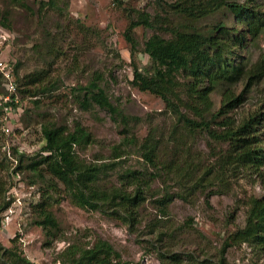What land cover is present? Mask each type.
I'll list each match as a JSON object with an SVG mask.
<instances>
[{
  "label": "rangeland",
  "instance_id": "1",
  "mask_svg": "<svg viewBox=\"0 0 264 264\" xmlns=\"http://www.w3.org/2000/svg\"><path fill=\"white\" fill-rule=\"evenodd\" d=\"M176 1L56 0L58 8L38 12L41 0H26L28 8L34 10L31 14L27 9L14 7L10 0H0V14L7 9L13 12L16 40L10 56L16 64L21 63L18 74L22 78L45 69L56 84L51 93L38 98H25L23 109L26 115L22 119V127L27 133L12 138L15 147L23 150L26 156L34 157L44 145L41 134L43 124L65 123L73 126L74 122H80L96 140L81 152L82 158L86 162L105 164L115 161L109 159L112 158L113 148L125 138L142 141L154 129L157 138L162 141L159 152L162 162L173 158L170 141H179L180 155L199 168L195 169L197 177L211 170V175L215 174L221 157L229 149L228 143L215 142L206 131L190 133L166 108L161 98L141 92L132 84L135 66L142 71L151 64L144 53L145 42L154 33L165 32L166 24L163 27L156 25L155 29L136 28L134 54L124 35L127 28L133 19L138 20L141 12H147L153 18L161 15L160 22H172L173 15H167L165 10L168 4ZM220 20L227 22L230 29L237 25L241 32L244 30L232 14L215 15L199 26L207 30ZM247 44L246 51H239L238 55L244 56L248 67L259 61L264 63V28L258 39ZM93 80H98L105 89L112 103L123 113L125 122L99 108L85 112L78 107L74 90ZM248 83L245 79L233 87L237 94L247 88L245 102L229 114L237 120L248 114L264 112V78L250 87ZM222 90L218 89L211 97L213 112H218L222 106ZM35 99L40 100L38 106L33 104ZM26 125L29 127L26 128ZM2 143L0 140V162L5 166L7 163L12 165V161L5 158ZM127 149L126 155L116 160L120 163L121 172L135 169L150 174L156 171L146 165L137 149ZM20 155L19 152L14 155L18 159L17 166ZM224 174L225 183L222 186H211L189 201L173 199L166 217L155 209L157 204L153 200L156 198L151 196L159 191L162 193L167 185L161 179L155 180L143 212L145 219L134 226L120 218L113 219L99 211L75 206L61 187L60 202L54 203L53 212L61 225L62 235L58 240H47L43 229L34 225L35 218L27 219L26 215L41 200L44 191L47 194L52 192L43 189L39 192L38 188L28 186V178L34 175L30 171L23 170L14 175L12 169L3 167L0 168V183L8 189L7 196L14 198L16 203L10 205L13 213L8 212L10 207L0 212V243L5 248H13L15 240L16 246L32 264H59L60 254L70 245L87 246L98 238L109 241L128 264H220L221 261L226 264H252L259 261L260 256L246 244L223 250L227 238L244 227L249 198L263 196L264 181L247 170L238 173L230 170ZM119 175L109 171L104 180L119 187L122 185ZM187 183L193 181L187 180ZM46 184L40 185L44 188ZM173 190H179L175 184ZM157 215L158 221H155Z\"/></svg>",
  "mask_w": 264,
  "mask_h": 264
},
{
  "label": "trees",
  "instance_id": "2",
  "mask_svg": "<svg viewBox=\"0 0 264 264\" xmlns=\"http://www.w3.org/2000/svg\"><path fill=\"white\" fill-rule=\"evenodd\" d=\"M10 2L14 7H22L34 14L26 0ZM52 8H58L56 0H41L38 12ZM165 11L167 15H173L172 22H160L158 20L161 15L153 18L149 13L141 12L138 20L133 19L124 34L134 54L136 28L142 26L155 29L156 25L163 27L166 24L165 32L154 33L145 42L144 53L150 58L151 64L142 71L135 66L132 84L141 92L161 98L166 108L190 133L206 131L215 142L228 143L229 149L221 157L219 169L213 175L211 170L197 177L195 169L199 168L190 159L180 155L182 149L179 141H170L173 158L166 163L162 162L159 154L162 141L157 138L154 129L142 141L125 138L115 146L112 158H109L114 159V162H86L81 152L96 143L93 133L87 127L80 122H74L73 126L65 123L43 124L41 134L44 145L41 152L34 157L20 153V164L15 172L30 171L34 175L28 178V186L38 188L39 192L40 189L52 192L48 195L44 191V196L26 215L27 219L35 218L34 225L43 229L47 240H58L62 235L61 225L53 212L54 203L60 202L61 187L75 206L99 211L113 219L120 218L134 226L145 219L143 212L148 193L157 179H161L167 186L162 193L159 191L151 197L156 198L153 200L157 204L155 209L165 217L168 216V208L173 199L189 201L208 191L211 186L224 185V173L230 170L234 173L247 170L264 181V112L248 114L240 120L229 115L245 102L247 92L245 88L237 94L233 87L245 79L249 81L250 87L264 78L263 62L259 61L249 68L244 62V56L238 55L239 51H246L248 41H255L262 34L264 0H177L168 4ZM218 14H232L244 30L241 32L237 25L230 29L224 20L207 30L199 26L202 21ZM166 19L170 21L168 17ZM14 22L13 12L9 9L0 14V24L13 33ZM20 66V62L15 64V72L23 96V107L25 98H38L55 90L56 84L47 70L34 71L21 78L18 74ZM2 85L0 77V92L4 91ZM220 88L223 89L222 106L218 112H213L211 97ZM74 91L76 104L82 111L90 112L93 108H99L113 118L126 121L98 80ZM39 103V99L33 100L35 106ZM3 112L0 108V121ZM25 115L22 114L21 121ZM126 147L137 149L146 165L149 164L156 171L150 174L135 169L121 172L120 163L116 160L126 155ZM14 151L15 154L19 152L17 148ZM5 158L8 159L6 155ZM5 165L0 162V168L11 169L9 163ZM109 171L120 174L121 186L105 182L104 176ZM47 177L50 179L47 180ZM187 180L193 183H187ZM170 182L175 184L178 192H174ZM42 183L48 185L42 188ZM7 193L8 189L0 183V212L7 210L12 203ZM248 206L244 227L227 238L223 251L228 247L246 244L260 256V260L252 264H264L260 262L264 259V194L261 197H250ZM155 221H158V215ZM1 224L2 218L0 230ZM58 263L128 264L114 246L102 238L87 246L70 245L60 254ZM0 264L32 263L24 257L14 240L13 248H5L0 243ZM220 264L226 263L221 261Z\"/></svg>",
  "mask_w": 264,
  "mask_h": 264
},
{
  "label": "built area",
  "instance_id": "3",
  "mask_svg": "<svg viewBox=\"0 0 264 264\" xmlns=\"http://www.w3.org/2000/svg\"><path fill=\"white\" fill-rule=\"evenodd\" d=\"M15 34L0 24V77L3 81V92H0V108L4 111L0 121V140L3 141V152L12 161L11 169L14 175H19L17 169L18 159L15 158V145L12 138L17 135L25 136L27 130L23 129L21 116L24 113L22 96L15 72V60L10 56V50L15 43ZM4 139V140H3ZM19 153H24L19 150ZM12 199V198H11ZM12 205L16 203L12 199ZM13 213L12 206L8 209Z\"/></svg>",
  "mask_w": 264,
  "mask_h": 264
}]
</instances>
